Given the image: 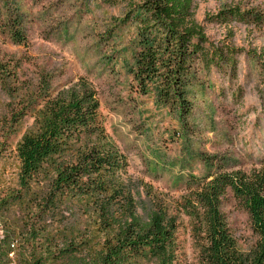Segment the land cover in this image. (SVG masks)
<instances>
[{
  "label": "trees",
  "instance_id": "trees-1",
  "mask_svg": "<svg viewBox=\"0 0 264 264\" xmlns=\"http://www.w3.org/2000/svg\"><path fill=\"white\" fill-rule=\"evenodd\" d=\"M128 3L142 14H136L139 48L132 69L137 91L153 92L186 119L191 85L204 88L197 63L209 70L234 65L233 57L210 47L202 28L186 20L191 0ZM10 33L22 41L15 26ZM26 99L35 108L21 107L3 121L5 131L0 127V138H6L24 115L33 116L32 130L15 148L17 187L0 195V264H176L178 215L154 203L150 189L127 175L125 156L105 132L91 84L79 78ZM2 148L0 141V156ZM203 161L212 169L209 157ZM186 187L177 206L198 239L199 264H264L263 168H217ZM227 193L245 209L256 236L245 252L220 210Z\"/></svg>",
  "mask_w": 264,
  "mask_h": 264
},
{
  "label": "rangeland",
  "instance_id": "rangeland-1",
  "mask_svg": "<svg viewBox=\"0 0 264 264\" xmlns=\"http://www.w3.org/2000/svg\"><path fill=\"white\" fill-rule=\"evenodd\" d=\"M128 0H0V127L27 107L38 89L59 90L87 80L99 101L110 140L125 156L127 175L151 191L154 203L177 216L176 264H199V242L177 201L190 179L217 168L264 169V0H191L187 21L208 45L232 58L209 70L197 63L204 88L191 85L190 116L140 94L133 79L140 22ZM20 32L17 43L11 27ZM3 74V75H2ZM24 115L0 138V195L17 187L16 144L32 130ZM213 161L212 169L203 157ZM146 198L140 188V201ZM220 210L238 248L256 241L247 212L230 193ZM0 214V227L1 223Z\"/></svg>",
  "mask_w": 264,
  "mask_h": 264
}]
</instances>
